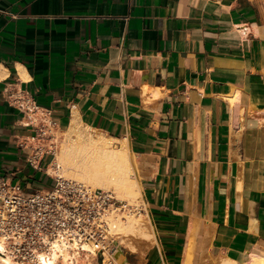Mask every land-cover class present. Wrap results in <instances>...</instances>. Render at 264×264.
<instances>
[{
  "label": "crops",
  "instance_id": "1",
  "mask_svg": "<svg viewBox=\"0 0 264 264\" xmlns=\"http://www.w3.org/2000/svg\"><path fill=\"white\" fill-rule=\"evenodd\" d=\"M73 120L136 155L156 242L125 264L264 260V0H0V175L51 188Z\"/></svg>",
  "mask_w": 264,
  "mask_h": 264
},
{
  "label": "built area",
  "instance_id": "2",
  "mask_svg": "<svg viewBox=\"0 0 264 264\" xmlns=\"http://www.w3.org/2000/svg\"><path fill=\"white\" fill-rule=\"evenodd\" d=\"M6 98L23 114L36 112L34 99L23 89ZM50 132L42 131L41 138L49 140ZM44 149L54 155L53 147ZM35 159L29 163L36 170ZM53 179L51 188L32 190L0 175V264H45L46 259L75 264L87 258L115 264L107 218L126 212L128 204L111 191Z\"/></svg>",
  "mask_w": 264,
  "mask_h": 264
},
{
  "label": "bare ground",
  "instance_id": "3",
  "mask_svg": "<svg viewBox=\"0 0 264 264\" xmlns=\"http://www.w3.org/2000/svg\"><path fill=\"white\" fill-rule=\"evenodd\" d=\"M69 125L66 135L70 139V143L69 145L64 144L57 155L55 163L57 170L51 167L49 172L58 173L59 171L61 176L69 179L77 177L78 184H88L92 187L113 191L119 199L126 200L129 203L128 205H132L136 209L141 208L140 211H146L144 214L130 213L132 210L120 216H118L119 214L110 215L107 218L109 238L110 234L112 236H122L123 238L130 236V234H139L150 241L153 240L155 235L150 227H147L151 221L143 199V188L136 171V155L131 152L127 140H116L102 133L98 134V132L96 133L94 130L78 123L77 120H73ZM72 157L75 158H73V163L77 165L79 172L77 174L62 172L60 169L62 164ZM78 158L82 160L77 161ZM135 251L137 250L133 249L132 252ZM120 254H122V251H119L116 257L118 258ZM88 260V258L78 259L75 264H89ZM6 262L11 264L9 260H6ZM223 262L227 263L226 261ZM189 263L190 257L188 255L185 258V264ZM45 264H55V262L46 259ZM227 264L235 263L228 260ZM244 264H264V260L261 257L249 256Z\"/></svg>",
  "mask_w": 264,
  "mask_h": 264
},
{
  "label": "rangeland",
  "instance_id": "4",
  "mask_svg": "<svg viewBox=\"0 0 264 264\" xmlns=\"http://www.w3.org/2000/svg\"><path fill=\"white\" fill-rule=\"evenodd\" d=\"M67 130V129H66ZM65 130V131H66ZM54 132L53 134H49L50 135V138H49V140H47V144H48V146L50 147H53V149H54V155H53V158H52V164H51V166H52V168L55 170H57V165L55 164L56 163V158H57V155L60 153V149H61V147L65 144V145H69V143H70V139L68 138V136L66 135V132ZM73 158L74 157H72L71 159H67V161H65L63 164H62V166H61V170H62V172H65V173H72V174H77L78 172H79V169H78V167H77V165L76 164H74L73 163ZM75 159V158H74ZM82 159H77V161H81ZM136 161V160H135ZM135 165H136V163H135ZM50 166V167H51ZM137 166V165H136ZM50 175H52V176H54V177H50V178H52V180H54L53 178H61V179H67V180H71V181H75V182H79L78 181V179H77V177H73L72 179L70 178H67V177H64V176H61V174H60V172L58 171V173H50ZM137 175H138V173H137ZM138 179H139V181H140V178H139V175H138ZM46 185L45 184H41V186L40 187H45ZM84 186H87V187H90V188H92V189H102V188H100V187H92V186H90V185H88V184H85ZM23 188L25 189V186H23ZM104 190V189H103ZM111 192H113V191H111ZM114 193V192H113ZM115 196H116V198L118 199V200H122V201H124V202H126V204H129L126 200H123V199H119L118 197H117V195L115 194ZM144 198V197H143ZM141 200V199H140ZM136 204L138 205V203L136 202ZM129 207H130V209H128L126 212H124V213H128V212H130V211H132V212H130V213H133V214H138V213H142V214H144V213H146V211L145 210H143V211H140V209L141 208H139V209H137L138 211H134V209H132V208H135L134 206H132V205H128ZM136 209V208H135ZM147 209V208H146ZM135 212V213H134ZM124 213H122V214H119L118 216H120V215H123ZM114 217H116V216H114ZM149 224H151V222L150 223H148V226L147 227H150V229H151V231H152V228H151V226L149 225ZM139 234H130V236L128 235V237H125V238H123L122 236H120V237H118V236H112V234H110V242H111V247H113V248H115L116 249V251H115V254H114V258H115V264H125V260L127 261V262H129V263H136L137 262V260L135 259V257L137 256V255H141L142 256V252L144 251V249L145 248H148L149 246H151L152 245V243L153 242H155L154 240L155 239H153V240H148L147 238H145V237H142L141 235H139ZM133 236H134V238H133ZM132 237V238H131ZM119 238V239H118ZM134 240V241H133ZM146 241H148V242H146ZM123 243V244H122ZM130 245H131V247H130ZM128 246V247H127ZM132 250H131V249ZM133 249L134 250H137V251H135V252H132L133 251ZM119 251H122V254H120L119 256H118V258L116 257V255L118 254V252ZM120 257V258H119ZM89 260H88V263L89 264H97V262L96 261H92V259L91 258H88ZM99 264H101V260L99 261Z\"/></svg>",
  "mask_w": 264,
  "mask_h": 264
}]
</instances>
